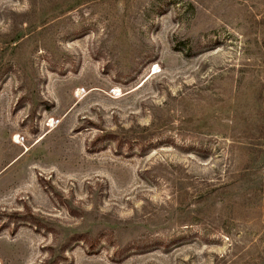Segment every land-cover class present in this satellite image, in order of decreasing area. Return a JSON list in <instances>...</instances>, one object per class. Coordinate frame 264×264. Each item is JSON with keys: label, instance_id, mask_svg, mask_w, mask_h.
Listing matches in <instances>:
<instances>
[{"label": "rangeland", "instance_id": "rangeland-1", "mask_svg": "<svg viewBox=\"0 0 264 264\" xmlns=\"http://www.w3.org/2000/svg\"><path fill=\"white\" fill-rule=\"evenodd\" d=\"M0 264H264V0H0Z\"/></svg>", "mask_w": 264, "mask_h": 264}]
</instances>
